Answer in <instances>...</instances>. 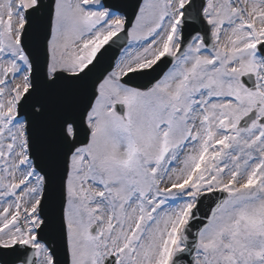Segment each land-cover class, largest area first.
I'll return each instance as SVG.
<instances>
[{"label":"snow or ice","instance_id":"6c2138e0","mask_svg":"<svg viewBox=\"0 0 264 264\" xmlns=\"http://www.w3.org/2000/svg\"><path fill=\"white\" fill-rule=\"evenodd\" d=\"M0 264H264V0H0Z\"/></svg>","mask_w":264,"mask_h":264}]
</instances>
